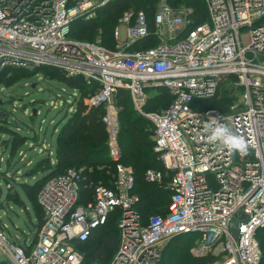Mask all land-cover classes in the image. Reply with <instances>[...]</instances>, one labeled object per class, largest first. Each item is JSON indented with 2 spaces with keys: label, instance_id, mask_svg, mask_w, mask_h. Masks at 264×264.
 Instances as JSON below:
<instances>
[{
  "label": "built area",
  "instance_id": "1",
  "mask_svg": "<svg viewBox=\"0 0 264 264\" xmlns=\"http://www.w3.org/2000/svg\"><path fill=\"white\" fill-rule=\"evenodd\" d=\"M110 1L0 0V59L13 50L27 54L32 63L4 56L0 71L50 65L97 82L87 105L105 107L102 120L116 166L113 188L95 185L93 200L86 204H78L80 171L70 168L50 178L39 194L45 221L32 240L12 238L0 226V264H89L75 242L90 238L117 208L122 210L121 241L110 264H152L160 244L185 234L200 236L193 252L220 258L212 264H264L257 238L264 228V0H204L208 18L201 23L190 18L192 9L174 11L161 0L154 31L160 43L146 50H128L151 33L143 12L132 23L133 10L115 28V48L103 45L101 36L95 41L70 37L76 19L93 18ZM226 82L241 90L238 102L229 112L203 108ZM147 88L167 89L173 102L143 113ZM119 89L128 90L135 108L154 124V151L170 173L169 210L145 224L136 210L135 171L123 162L119 142L114 103ZM210 118L244 136L247 153L209 142ZM9 174L3 175L9 179ZM145 178L164 184L154 169Z\"/></svg>",
  "mask_w": 264,
  "mask_h": 264
},
{
  "label": "trees",
  "instance_id": "2",
  "mask_svg": "<svg viewBox=\"0 0 264 264\" xmlns=\"http://www.w3.org/2000/svg\"><path fill=\"white\" fill-rule=\"evenodd\" d=\"M166 1L174 11L185 9V7L192 9L190 18L195 23H201L208 18V9L204 0ZM160 2L161 0H111L105 6L97 8L93 18L89 20L84 18L76 19L71 24L70 37L75 40L95 41L98 36H101L103 45L108 48H115L114 31L119 19L125 12L133 10L132 23L136 22L139 12H143L151 33L149 36L141 38L132 44L128 50L138 51L156 47L159 45L160 40L154 34L155 16ZM43 69H49L54 75V79L78 91L80 100L73 114L67 117L61 128L56 147V162L52 163L50 157L47 158L46 165L50 168L42 172L44 174L43 177L34 184L22 183L26 197L30 201L37 217V227L42 226L45 221L43 208L38 202V195L50 178L63 174L70 168L80 171L83 180L81 182L78 204H86L93 200V188L95 185L103 184L113 188L116 172L115 162L109 154L107 127L102 120L106 112L105 107L90 108L84 103V99L98 89L97 82H89L83 76H68L64 70L52 66H42L39 72L46 73L49 71L46 70L44 72L42 71ZM26 70H29V68L9 66L6 69L9 74L16 76H20L22 74L20 72ZM229 85L232 88H229ZM233 88L236 90L231 83L226 82L216 97L204 101L203 108H216L229 112L236 100L230 96ZM155 90L158 94L151 98V105L153 106L155 104L153 102L157 101L167 109L173 102V95L165 88H157ZM161 92L166 94L159 96ZM114 103L119 116V142L122 149L123 162L134 168L136 179L134 193L140 198L136 210L145 224L150 216L166 215L169 210L172 193L166 185L170 181V173L154 151V128L145 117L136 111L130 92L126 89H119ZM229 105L231 106L228 108ZM148 108L146 107V111ZM7 116H9L8 111H0V129L2 132L12 135L15 142L14 148H16L26 142L29 136L21 135L16 130L10 129L7 126ZM125 127L126 132L123 130ZM104 169H110V171L102 173ZM149 169L162 173L164 180L162 186L146 181L145 175ZM161 201L164 204H160L162 203ZM149 211H153L152 213L154 214L144 218L143 216L147 215ZM121 215L122 210L119 208L115 209L109 214L106 223L96 228L90 238L86 241L75 242V248L84 254L86 263L110 264L113 260L120 247L121 231L118 223ZM0 226L2 225L0 224ZM199 237L198 234H185L170 241L178 242V239L184 238L190 242L189 246L193 248ZM257 238L264 255V228L258 231ZM91 243H94V246L89 248ZM219 260V257L207 254V256L205 255L201 258L188 257L184 264H212Z\"/></svg>",
  "mask_w": 264,
  "mask_h": 264
},
{
  "label": "rangeland",
  "instance_id": "3",
  "mask_svg": "<svg viewBox=\"0 0 264 264\" xmlns=\"http://www.w3.org/2000/svg\"><path fill=\"white\" fill-rule=\"evenodd\" d=\"M185 9L188 10L186 7ZM42 66L28 67L29 70L20 72L22 73L20 76L9 74L6 71L7 67L0 71V111L9 112L7 126L10 129L29 136L26 142L14 148L12 135L0 129V185L3 190L0 199V224L3 228L7 227L5 230L12 238L22 236L24 239L32 240L35 236L37 217L26 197L22 183L34 184L41 179L44 175L42 172L50 168L46 165L47 158L50 157L51 162H55L61 128L67 117L73 114L80 100V93L54 79L49 69L42 70L44 72L49 70L46 73L39 72ZM228 87L232 88L230 85ZM147 89V102L142 108L143 113L165 109L160 102L154 101L153 106L150 103L151 98L158 94L155 90L157 88ZM165 94L161 92L159 96ZM240 94V89L233 88L230 93V96L236 99L233 105L238 102ZM84 103L87 104V97ZM146 107H149L147 111ZM135 109L145 117L137 108ZM147 120L154 128L152 121ZM123 130L126 132V127ZM7 171L10 173L9 179L3 175ZM109 171L110 169H104L102 173ZM152 212L149 211L147 215L142 216L147 218L154 214ZM178 240V242L168 241L160 244L158 257L152 264H184L188 257H202L201 254L193 252L188 240L184 238ZM92 246L94 243H91L89 248Z\"/></svg>",
  "mask_w": 264,
  "mask_h": 264
},
{
  "label": "clouds",
  "instance_id": "4",
  "mask_svg": "<svg viewBox=\"0 0 264 264\" xmlns=\"http://www.w3.org/2000/svg\"><path fill=\"white\" fill-rule=\"evenodd\" d=\"M206 128L210 132L207 137L209 142L219 143L234 154L245 155L247 153L249 144L245 137L220 123L219 118H210V123L206 125Z\"/></svg>",
  "mask_w": 264,
  "mask_h": 264
},
{
  "label": "water",
  "instance_id": "5",
  "mask_svg": "<svg viewBox=\"0 0 264 264\" xmlns=\"http://www.w3.org/2000/svg\"><path fill=\"white\" fill-rule=\"evenodd\" d=\"M4 56H7L9 60L14 61V62H17L19 60L21 62H25L29 64V66L32 64L30 61L31 59L27 54L20 52V51L5 50V52H3L1 55L0 66L4 62ZM244 218H246V215H242L241 219H244ZM237 225L238 224L236 223V226ZM234 231L237 233L238 228L235 229Z\"/></svg>",
  "mask_w": 264,
  "mask_h": 264
},
{
  "label": "crops",
  "instance_id": "6",
  "mask_svg": "<svg viewBox=\"0 0 264 264\" xmlns=\"http://www.w3.org/2000/svg\"><path fill=\"white\" fill-rule=\"evenodd\" d=\"M55 162H56V160H55ZM54 161L52 162V163H55Z\"/></svg>",
  "mask_w": 264,
  "mask_h": 264
}]
</instances>
